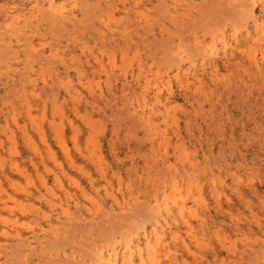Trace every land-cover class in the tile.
<instances>
[{"label": "rangeland", "instance_id": "374dc122", "mask_svg": "<svg viewBox=\"0 0 264 264\" xmlns=\"http://www.w3.org/2000/svg\"><path fill=\"white\" fill-rule=\"evenodd\" d=\"M252 1L264 22V0H0V264H81L142 223L150 231L170 169L194 182L193 229L172 225L146 264H264V34L256 42ZM237 40L259 43L263 69ZM212 48L214 75L201 70ZM191 62L201 81L176 77ZM145 85L154 125L134 109Z\"/></svg>", "mask_w": 264, "mask_h": 264}, {"label": "bare ground", "instance_id": "6f19581e", "mask_svg": "<svg viewBox=\"0 0 264 264\" xmlns=\"http://www.w3.org/2000/svg\"><path fill=\"white\" fill-rule=\"evenodd\" d=\"M243 4H244V2H243ZM245 8H246V12H247L249 18L252 19L251 21L253 22L254 31L256 32V35L258 36V38L256 39L257 40L256 42H258L260 40L261 33H262V36L264 34V22L262 20V17L256 16V11H255V8H254L253 1H252L251 4H248L247 6H245ZM245 33H246L245 37H246L247 41L253 39L252 32H251V30L249 28V25H247V23H245ZM219 37H221V36H219ZM238 44H240L239 40L236 41V45H238ZM258 44L259 43H247L246 47H242V46H239V45L237 47L240 50V54L242 56L247 57L249 62H250V64L252 66H255V67H257V69L261 70L262 67L259 66V62H258L257 55H256V53H257L256 50H255L256 46H254V45H258ZM209 45L207 47H212V46H209ZM257 48H258V46H257ZM227 49H228V45L224 47L223 51H224L225 54L229 53L227 51ZM258 50H260V49H258ZM217 51L218 50L215 49V48L211 49V55H213L212 58H214L213 61H209L210 59H205V58L202 61L201 70H202L203 73L207 72L208 69L211 70V74L212 75L218 73V65H217V62H216L217 61V54H218ZM229 55H231V54H229ZM233 55H234V53H232V56ZM208 56H209V54H208ZM233 58H234V56H233ZM103 70H105V69H103ZM256 71L257 70H255V73H256ZM197 72H198V65L196 63H194V62H191L187 69H185V70L179 69L177 74H176V77L181 79L182 78L181 76H188L189 74H193L195 78L199 79L200 76L197 74ZM263 73H264V71H263ZM263 73L261 72V74H263ZM199 80L201 81V79H199ZM73 92H75V94L71 95V97H73V98L76 97V100L80 101L81 100V98H79L80 94L77 91H73ZM69 93L71 94V91ZM159 93L160 92L157 91L156 94H155L156 100H159ZM146 95H147V86L145 85V86H143L142 91L140 92V94L136 95V97L138 99L137 100L138 104H137V107L135 106L134 109H135L136 113L139 114L140 121L146 120L145 122L153 123V121H152V119H153V116H152L153 111H149V113H147V110H146V106L148 105V102L146 100ZM153 99L155 100V98H153ZM141 101H143V103H141ZM159 104H161V101H160ZM169 106L170 105H168V107ZM170 107H172V106H170ZM165 109H166V114H167V115L166 114L165 115L168 116L167 108L165 107ZM75 110H79V107H75ZM158 113H160V111H158ZM169 117L171 118V116H169ZM164 119H166V118H164ZM164 121H166V120H164ZM87 125L90 127V129L93 128V130H94L93 124L91 122H89ZM152 125H154V123ZM152 128H154V127H152ZM151 130H153V129H151ZM154 134H155V132H154ZM60 141H61L62 148L65 150L66 155H68L69 152H68L67 145L64 144L62 138H61ZM75 142H76V144H78L77 136H75ZM36 152H37V150H36ZM87 157L91 161H98L99 163H101V156L99 154L95 153L92 150L88 151ZM42 163H43V159H42ZM100 165L103 167L102 164H100ZM191 165L193 166L195 164L191 163ZM101 172H105V171L102 170ZM179 173H180L179 171L178 172H176V171L173 172L172 169H170V172L165 176V179L163 180L164 184H163V188H162V194H163L162 201L161 202L157 201L152 207L150 206V212H151V216H152V219L150 221L152 228H151L150 231H148L147 227L144 225L146 223H144V224L142 223V225L139 226V228L137 229L138 230L137 232H135V233L131 232L132 234L128 235L125 239H122V238H119V237H115L114 240L112 241V243L109 244V248L101 249L99 251L98 255L96 254L97 257L90 258L88 260H83L81 264H146V262H148V261H153V260L157 259V257H158L157 253H159V248L160 247L166 246L165 248H168L167 244H164L163 242H164V238H165V235H166L167 231L168 230H172V225H177L179 223H182L189 230L192 231V229H193L192 220L188 219V218H185V212L188 210V208H187V205H186V202H185L184 191L185 190H189L190 191V190L194 189L193 188L194 182L189 184V181H185L184 182L183 179H178ZM185 174H187V172H185ZM55 175H56L55 176L56 177L55 180L58 183H60L59 176L57 174H55ZM43 184L45 186H47V182L46 181H44ZM185 185H187L188 187H185ZM197 188H199V187H197ZM202 200H203V198L201 197V193H199V195L197 196V201L200 202ZM115 201H117V198H115ZM75 206L76 207L79 206V201H75ZM62 210H63V213L69 214V212H68L69 209L64 208L63 205H62ZM175 210H177L176 218H174V211ZM91 213H93V212H91ZM193 214H194V212H193ZM195 214H196L195 218L199 222H201V224L205 223V218H204L202 213L196 212ZM41 230L44 231L43 228H41ZM3 232H4V234L9 233L7 230H4ZM14 237H15V235H14ZM23 237H24V235L22 233H20V232L16 233V237L15 238H17L18 240H20V241L23 240ZM173 238L177 239L178 238V234L174 233ZM28 240L29 239L25 240V243H28V246H31V242L28 241ZM186 248H189V247L187 246ZM171 254H173V250L169 248L168 252H167V255H171ZM74 258L76 259V258H78V256H75Z\"/></svg>", "mask_w": 264, "mask_h": 264}]
</instances>
